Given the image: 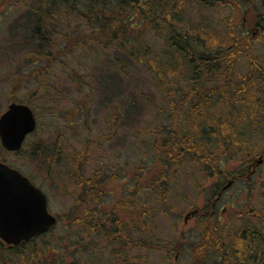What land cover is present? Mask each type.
I'll use <instances>...</instances> for the list:
<instances>
[{
    "label": "trees",
    "instance_id": "obj_1",
    "mask_svg": "<svg viewBox=\"0 0 264 264\" xmlns=\"http://www.w3.org/2000/svg\"><path fill=\"white\" fill-rule=\"evenodd\" d=\"M23 18L22 31L17 26L11 41L16 49L27 46L28 55L20 57L27 56L37 69L29 75L40 83L34 95L45 96L52 115L64 114L71 123L81 112L88 137L78 140L80 150L69 149L74 164L69 170L60 167L59 147L35 149L48 167L62 168L73 184L74 212L66 230L74 242L67 234L48 237L53 231L13 248L0 242V263L83 264L80 259L67 262V255L91 249L93 259V252L102 248L110 249L121 264H146L152 253L167 259L189 248L191 264H264V183L252 181L257 173L247 171L260 155L264 161V0H32ZM54 23L69 33L60 40V51L43 52L45 41L51 45ZM75 26L87 30L72 33ZM252 26L261 29L257 38ZM79 51L80 57L94 52L106 58L98 90L105 106L122 111L128 106V122L142 118L143 107L129 98L130 84L125 92V76L142 72L144 88L154 82L162 96L157 110L168 113L166 122L152 120L140 132L144 147L132 170L129 163L103 160L87 172L100 139L86 128L92 101L84 97L92 95L87 84L92 75H83L81 58H75ZM55 66L65 73L49 76L45 90V71ZM19 67L17 63L14 70ZM144 88L137 86L132 93L146 101ZM67 92L70 109L65 108ZM116 127L115 120L108 140ZM231 177L247 185L243 205L220 217L219 203L209 216L212 202L230 188L222 186ZM110 196L115 203L92 202ZM178 206L192 208L200 220L193 242L181 232L171 244L155 229L157 214L179 217ZM72 244L76 249L71 251ZM58 248L63 251L53 256ZM132 248L148 252L131 255Z\"/></svg>",
    "mask_w": 264,
    "mask_h": 264
},
{
    "label": "rangeland",
    "instance_id": "obj_2",
    "mask_svg": "<svg viewBox=\"0 0 264 264\" xmlns=\"http://www.w3.org/2000/svg\"><path fill=\"white\" fill-rule=\"evenodd\" d=\"M31 2L32 0H0V115L7 109L8 105L12 103L13 97L15 96L16 101L27 103L33 107L38 120V128L36 132L28 138L20 153L4 152L0 144V159L9 165H13L15 168H20L45 191L49 200L50 210L59 218L58 225L55 230L48 235V237L53 235L57 238L63 236L64 234L69 235L66 230V223L69 220V216L74 212V199L71 194L73 191V184H68L64 178L63 169L60 167L69 170L74 166V164L70 162L69 155L71 152L73 153V151L69 149L75 148L80 150L81 146L78 144V140L80 139L83 141L86 139L88 137V132L84 128V117L81 112H78L77 117L73 120L74 122L71 123L70 119L67 120L63 117L64 114L52 115L53 111L48 108V105L46 106V102L44 100L45 96H41L40 94L34 95V93L40 88V83L34 80V78L29 77V75L32 70L37 69H34L32 61H30L27 56H24V58L20 57L23 54L28 55L27 46H23L24 44H22L20 46L23 47L16 49L13 45V41H11L13 39V35H15L14 38L17 37V30L15 29L17 26H19L18 29H21L22 31V26H24L23 20L25 21L23 17H25V14L28 12V4ZM58 15H60V21L63 23V13H59ZM46 21H49V19H46ZM54 26H56L57 29H54L52 33V37L50 39L51 45L45 41L44 43L47 44V47L44 45V49L42 50L43 52H47L49 49L51 51H60L64 46V43L60 42V40L65 37L67 33H69V30L62 28V25L59 27L55 23ZM86 27L87 26L78 31L77 26H75L72 33L77 34L78 32H83L87 30ZM98 49L102 48L98 47ZM31 51H35V53L38 52L37 49L35 50L34 48L31 49ZM80 54V51L76 53L75 58L79 59V61L81 58V64L83 67L82 72L85 71L83 75H85V73L92 75L87 81V84L91 86H88L90 91H93L92 95L90 98L84 97L92 101L89 109L90 117L88 120V127L86 128H88V131L95 138L100 139L98 147H94L92 149L87 172L91 173L94 167H98L103 160L107 163H129V170H132L137 167L141 158V149L144 147V138L140 132L144 131L147 123L152 120L159 122L160 124L166 122L168 113L159 112V110H157L159 104L161 103L162 96L154 86V82L153 85L147 84L144 88L142 84L144 75L142 72L135 71L133 73L136 74L133 76H125V92L128 91L130 84V93L133 95L131 97V94L127 92V94L130 95L129 98L134 97L135 99L133 98V100L135 102H140L139 105L143 107V112L141 114L142 118L133 122H128L125 115L126 108L128 106L123 107V111L121 109L119 110V108L114 105L112 107H109L111 105L105 106L103 104V97L98 90L100 79L107 72L105 67L106 58H103L98 54L96 56L94 52L85 54L83 57H80ZM17 63H20V67L16 72L14 67L17 66ZM64 73L59 66H55L54 71L52 72L45 71V78L41 85H43L46 90V86L51 80L49 76H63ZM145 76L148 75L145 73ZM53 82L55 84H59L58 80H53ZM137 86L146 90V101H144L141 97H138V95L136 96V94L132 93H136ZM69 87L70 84H68V88ZM70 95L71 94L67 92L65 97V100L67 101L65 108L68 107V109L72 106L71 101H69ZM75 96L80 98L77 93ZM127 96L125 94L123 100L126 99ZM113 115L116 119H112ZM115 120L118 123V127L115 128L116 133L112 136L111 140H108L107 136L112 133L111 126ZM135 134H137L138 137L141 135V137L137 139ZM44 145H46L49 149L52 146H56L61 150L60 155L63 157L64 161L61 163L62 165L59 169L57 167H48L49 164L45 161V159L43 160V158L39 156L40 153L35 152V149L41 147L44 148ZM261 147H263V143H261ZM33 152L34 154H32ZM238 180L239 181L235 184L231 183L219 209L226 206H230V209L232 207L238 208L243 205L246 199L245 188L247 185L243 180ZM256 180H261L262 184L264 183V164L258 169L257 174L252 177V181ZM59 188H61L62 191H59ZM203 199V196L198 198V205L202 204ZM108 200L112 201L114 198L110 196ZM261 205L264 206V200ZM178 210L181 211V213H179L181 214L179 217H166L158 213V218L155 221V229L159 232V234L161 233L164 239H171V244H175L177 242V238L181 232H186L188 241L193 242L199 235L198 223L200 220L193 216L187 218V215L192 211V208L190 209L189 207L178 206ZM69 237L72 240L71 243H73V235L70 234ZM92 238L96 239L97 237ZM73 247L74 244L70 245L71 251L76 249ZM55 251L58 252V254L56 253L53 256H58L63 250L58 248ZM81 251L79 254L74 256H72V251L70 255H67V262L73 263L76 259H80L82 263L85 262L84 264H96L98 262V264H107V262L110 264L119 262L121 264V259L119 257L112 258L110 249L104 250L100 248L98 251L100 253L99 255L97 251H94V257H96L93 258L95 259L94 261L90 256V253L92 252L91 249H88L87 251L81 249ZM147 252V250L140 248H132L130 250L131 255H142ZM191 262V251L187 248L183 254L173 255L171 258L167 259L158 253H152L146 264H191ZM0 264H5V262ZM14 264L27 263L15 262Z\"/></svg>",
    "mask_w": 264,
    "mask_h": 264
},
{
    "label": "water",
    "instance_id": "obj_3",
    "mask_svg": "<svg viewBox=\"0 0 264 264\" xmlns=\"http://www.w3.org/2000/svg\"><path fill=\"white\" fill-rule=\"evenodd\" d=\"M36 127L33 110L12 103L0 117L2 144L9 151H19ZM194 213L189 212L187 218ZM56 223L43 191L17 169L0 161V238L9 245H18L47 232Z\"/></svg>",
    "mask_w": 264,
    "mask_h": 264
},
{
    "label": "flooded vegetation",
    "instance_id": "obj_4",
    "mask_svg": "<svg viewBox=\"0 0 264 264\" xmlns=\"http://www.w3.org/2000/svg\"><path fill=\"white\" fill-rule=\"evenodd\" d=\"M250 31H251V34H252V36H253V38H257L258 37V34H260V32H261V29L258 27V26H252L251 27V29H250ZM30 136V135H29ZM28 136V137H29ZM27 137V138H28ZM27 140V139H26ZM263 155H260V158L262 157ZM257 160H259V158H257V159H255V161H252L251 163H249V165H248V169H247V171L248 172H255V173H257L258 172V169L264 164V162L263 163H259ZM23 174H25L24 172H22ZM254 173V174H255ZM26 175V174H25ZM30 178V177H29ZM245 178H249V176H247V177H245ZM31 179V178H30ZM238 179H242V178H240V177H237L236 179L234 178V177H231V178H227V180H226V182H225V184L222 186V187H224V186H226L229 182H233L234 180H235V182H233L234 184L235 183H237L239 180ZM32 180V179H31ZM33 181V180H32ZM241 181V180H240ZM35 185H37L36 183H35ZM222 190V189H221ZM229 190V189H228ZM228 190H226L225 192H223L222 193V195L220 196V198L219 199H217V200H215V201H213L212 202V209H211V211L208 213V215L209 216H213V214L217 211V209H218V204L220 203H222V199L224 198V196H225V194L227 193V191ZM218 201V202H217ZM75 202V201H74ZM92 202H98V203H102V204H112V203H115L116 202V200H112V201H110V200H108V199H104V200H94V201H92ZM232 207V206H231ZM219 208H220V205H219ZM230 209V206H226V207H223V208H221V209H219L218 210V214L220 215V217H223V215L227 212V210H229ZM50 212L53 214V215H55L56 217H57V219H58V222H59V218H58V216L56 215V214H54L51 210H50ZM208 212V211H207ZM223 214V215H222ZM51 231H52V229L49 231V232H47V233H45V234H41V235H38V236H36V237H34L33 239H31V240H29V241H27V242H30V241H32V240H35V239H37V238H41L42 236H45V235H47V234H49V233H51ZM0 242L3 244V245H5V243H3L1 240H0ZM6 246V245H5ZM6 247H10V248H13L14 246H6ZM85 263V262H84ZM83 263V264H84ZM99 263V262H98ZM98 263H96V264H98ZM107 264H110L109 262H107Z\"/></svg>",
    "mask_w": 264,
    "mask_h": 264
}]
</instances>
